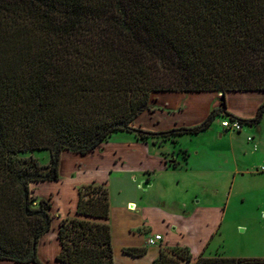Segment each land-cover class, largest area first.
I'll list each match as a JSON object with an SVG mask.
<instances>
[{"label": "trees", "instance_id": "trees-1", "mask_svg": "<svg viewBox=\"0 0 264 264\" xmlns=\"http://www.w3.org/2000/svg\"><path fill=\"white\" fill-rule=\"evenodd\" d=\"M264 93V0H0V260L46 264L37 242L50 230L51 204L32 183L59 180L62 151L95 150L152 112L156 92ZM255 116L242 124H258ZM220 114L193 126L198 134ZM49 151V162L20 154ZM37 201V206L33 202ZM105 183L81 184L73 216L58 221V264H114ZM123 252L139 257L144 246ZM187 247L150 264H185ZM192 264H264V257L200 253Z\"/></svg>", "mask_w": 264, "mask_h": 264}, {"label": "rangeland", "instance_id": "rangeland-1", "mask_svg": "<svg viewBox=\"0 0 264 264\" xmlns=\"http://www.w3.org/2000/svg\"><path fill=\"white\" fill-rule=\"evenodd\" d=\"M168 93L162 92L163 95L159 97V100L157 94L152 93L151 109L155 111H144L131 123V127L135 130L151 132L148 140L152 141L154 145H161L164 141L173 139V136L168 134L169 130L182 126H193L205 118L204 115L177 110L178 106H187L188 99L183 96L179 100L181 105L172 100L175 98ZM253 93L252 91L234 92L229 97L228 109L247 118L255 116L258 106L264 102V93ZM221 100V96L220 98L218 96V99L214 101V103L218 102L217 107L220 108V114L208 129L194 135L175 136L177 145L174 143L173 147L171 143L156 147L151 143L138 140L139 133L137 131H118L107 142L87 153V156L70 151L61 153L63 161L59 169V181L64 183L63 200H59L60 208L69 199H73L74 193L77 198V189L81 184L87 180L99 181L100 179L95 178L99 172H102V177H100L102 180L99 182L107 181L105 185L110 194L109 223L112 233L114 264H150L149 258L156 251L153 247L157 246H148L144 242L142 246L148 251L139 257H132L123 252L124 248L135 246L144 240L146 233L157 231L145 223L141 226V221L144 219L157 221L156 210L158 209L168 213L173 212L184 218L180 220L181 223L189 221L188 224L192 225L195 215L193 201L201 199L203 202L228 205L226 216L227 220L231 222V226L224 230L220 241L215 243L216 246L220 245L218 250L223 255L244 257L241 256L244 251L253 249L251 252L258 253L260 247L264 246V113L258 124H249V129L247 128L248 124H244L243 128L245 129L242 128L243 130L240 132H230L232 134L230 135L229 131L219 129L221 120L228 117L225 114L228 112L226 107L219 103ZM248 136H252L254 139L248 140ZM137 142L142 143L144 148L141 145H136ZM254 144L255 146H253ZM179 147L186 149L191 155L190 158L195 160V164L202 168L198 170V166L190 167L188 165L187 169L180 170L156 163L148 168L149 174L141 170L140 161L144 160L142 150L147 151L146 149H148L147 154L151 156L155 154L163 158L165 155L164 158L169 164L177 165L182 154ZM220 153L225 154L229 161L227 162L229 167L214 171L215 166L208 163L207 157L210 155L216 157ZM20 155L25 157L32 155L42 164L49 162L48 150H37ZM118 156L120 157L118 158ZM204 160L207 161L206 165H202ZM220 161L222 162L221 159H219ZM232 168L231 172L225 171V169L231 170ZM199 177L206 178L200 181ZM77 182L81 183L78 187ZM136 183L138 188L135 186ZM144 183L147 185L142 186ZM31 188L32 194L37 196L38 186L32 184ZM124 194V202H121L120 198ZM57 195L58 193L53 190L46 195L48 198H45L51 204L50 212L53 215L49 234L47 236L45 234L48 242L51 241L52 226L56 227L57 225L54 220L56 209L52 208V205L53 207L56 205ZM213 199L219 200L214 201ZM127 200H133L137 204L128 203L126 208L130 211H125L122 208ZM33 204L38 205L37 201ZM205 215L207 218L204 219L203 226L196 224L194 229L185 234L183 238L191 253L199 249L200 239L212 223L213 217L210 212H206ZM237 224L240 226L236 227ZM131 226L135 227L130 228L129 232L128 228ZM152 233L163 234L164 232ZM40 238H44V234ZM170 239L174 240L175 237ZM175 241H180V239ZM213 242L214 239L211 244ZM164 243L162 242L160 251L165 250L172 253L182 247L178 245L168 247ZM48 260L49 262H45L46 264H52L54 261L53 258ZM192 263L191 260L185 264Z\"/></svg>", "mask_w": 264, "mask_h": 264}, {"label": "crops", "instance_id": "crops-1", "mask_svg": "<svg viewBox=\"0 0 264 264\" xmlns=\"http://www.w3.org/2000/svg\"><path fill=\"white\" fill-rule=\"evenodd\" d=\"M239 93L241 91H238ZM237 92V93H238ZM253 92H257V91H252ZM186 93V94H185ZM233 91H228L225 93V102H226V110L229 113L234 114L237 117L240 118H247L238 114H235L233 112H231L228 109V102H229V97L231 95H233ZM261 93V92H260ZM157 94V98L159 100V97L162 96V92H156ZM170 96H173L175 99H172L174 101H176V103L179 102V100L183 97L186 96V99H188V104L185 107L182 106H178L177 110H185V112L187 113H195V114H199V115H204L205 117L208 115V113L210 112V110L214 107H217L218 102L214 103L215 99H218V96L222 99V95L220 92L217 91H202V92H169L168 93ZM255 95V93H253ZM220 103V102H219ZM179 104H181L179 102ZM182 105V104H181ZM177 107V106H175ZM155 111V110H153ZM252 118V117H249ZM250 125H245V127H247L248 129ZM220 130L224 131V129L221 127L220 125ZM245 129V128H243ZM242 129V130H243ZM241 130V131H242ZM227 132V131H226ZM230 135H232L230 132H228ZM240 134V133H239ZM238 134V135H239ZM180 136V135H178ZM177 137V136H176ZM176 137H174L173 139H170L168 141H164L163 144L161 145H154L152 141L147 140L145 142L151 143L152 146H156V147H161L164 146L166 143H171L172 147L174 145V143L177 145V140ZM222 137V134H221ZM254 139V138H253ZM140 140V139H139ZM144 141V140H142ZM252 142V141H250ZM255 142V141H254ZM138 144L136 145H141L142 147V143L137 142ZM255 146V144L253 145ZM144 148V147H142ZM146 148V147H145ZM182 151V154L180 155L179 158V162L177 163V165H173V163H168V161L165 160V155L163 156V158H161L160 155H155L152 154L148 155L147 151L148 149H146L147 151H143V156L142 158L144 159L143 161H140V166H141V170L143 172H148V174L150 173V170L148 168H151L153 165H155L156 163L159 164H164L166 167L168 166L169 168H175V169H187L188 165L190 167H192V165H196L195 164V160L190 158V154L187 152L186 149H183L181 147H179ZM65 151V150H64ZM62 151V152H64ZM94 151V150H93ZM92 152V151H91ZM165 153L164 151H160ZM89 153V152H88ZM185 153V154H184ZM243 153H245V151H243ZM91 154V153H90ZM197 154V153H196ZM86 155V154H85ZM82 155V156H85ZM88 155V154H87ZM86 155V156H87ZM120 156H118L119 158ZM208 158V163L212 164L214 167V171L217 170H221L223 167H229V165L227 164L228 159L226 158L224 153H220L219 155H217L216 157L210 155L207 157ZM219 159L222 160V162H219ZM60 166H62V161H63V157L61 154L60 157ZM123 163V162H122ZM207 161H203L202 165H206ZM198 166V170H200L202 167L199 165ZM184 167V168H183ZM60 169V168H59ZM233 168L231 170H227L225 169V171H232ZM100 177H102V172H99L98 174H96L95 178L96 179H100L102 180ZM206 177H199L198 180L202 181L204 180ZM99 180V181H100ZM91 181H95L98 183H106L107 181H102L99 182L98 180H90V181H86L85 183L91 182ZM63 183L62 181H43V182H38V183H32L34 185L38 186V193H37V197L39 198H48V196H46L48 193H50L51 191H55L58 193V195L56 196V205L52 208L56 209V216L54 218L55 222L58 221L65 217V216H73L74 212H75V207H76V202H77V198L75 197V193L74 196L72 197L73 199H69L68 202L62 206V208H60V201L59 200H63L62 199V192H63ZM78 183V182H77ZM83 183V184H85ZM31 184V185H32ZM81 183L77 184V187L80 185ZM140 184V183H139ZM72 185V182H71ZM147 185V183H146ZM136 188H138V184H135ZM72 189L74 190V187H72ZM109 190V189H108ZM121 202H124L125 199V194L123 197L120 198ZM206 200V199H205ZM204 200V201H205ZM215 200H219V199H213ZM130 202H134L133 200H127L124 203V206L122 207L123 210L125 211H130L126 208V205ZM195 203L194 207H193V211L195 212L194 218H193V223L192 225L188 224V222L184 221L183 223L180 222V220H183L184 218L174 214L173 212H165V211H160L157 208L156 213L158 214V220L153 222L151 220L148 219H144L141 221V226H143V224L145 223V225H147L148 227H153L155 230L157 231H152V232H158V231H162L164 232L162 234L163 236V242H165L164 244L167 245L168 247H173L175 245L178 246H185L188 248L187 243L185 241H183V238L185 237V234H188L191 230L194 229V226L196 224L202 225L204 223V219L207 218V216L205 215L206 212H210V214L212 215V223L208 226L207 228V232L204 234V236L202 237V239H200V247L198 250H196L194 253H191L190 250V254L192 257V261H194V259L200 254L203 253V255L205 256H214L216 254H221L223 255L221 252H219V244L218 246L215 245L216 241H220V236L223 235L224 230L228 229L231 226V222L227 220V211H228V205H221V203H208V202H203L202 199L201 200H197L196 202L193 201ZM136 204V203H135ZM137 205V204H136ZM138 212V210H135ZM142 219V218H141ZM140 226V225H139ZM138 226V227H139ZM240 225H236V227H239ZM57 227V225H56ZM54 227V225L52 226V233L50 236V242L47 241V239L45 238V234L47 236V234H49V231L47 233L44 234V238H40L37 242V255L38 257L43 261L48 263L49 262V258H53V263L52 264H58L54 257L55 255L59 252L60 250V244L59 241L57 239V228ZM132 227L135 226H131L128 228V230ZM130 232V230H129ZM146 233L145 239L147 237L148 234L152 233ZM175 237L174 240L170 239L171 237ZM145 239L140 241L137 245L135 246H142L144 245ZM177 239H180V241H175ZM214 239L213 244H211L212 240ZM264 245V243H263ZM154 249H156V251L154 252V254L149 258L148 262H152V260L159 254L160 252V247H153ZM253 249L248 250V251H244L243 253H241V256L244 257H261L262 255H264V246L260 247V251L258 253H256L255 251L251 252ZM148 251V250H147ZM165 251V250H164ZM147 253V252H146ZM257 255H261V256H257ZM0 264H18V263H14L12 261H8V260H0Z\"/></svg>", "mask_w": 264, "mask_h": 264}, {"label": "built area", "instance_id": "built-area-1", "mask_svg": "<svg viewBox=\"0 0 264 264\" xmlns=\"http://www.w3.org/2000/svg\"><path fill=\"white\" fill-rule=\"evenodd\" d=\"M220 125L225 131L240 132L242 130L244 124H242L237 119L225 117L223 120H221ZM252 138H253L252 136L247 137L248 140H252ZM162 242H163V236L160 233L148 234L146 239H145V243L148 246L152 245V246L161 247Z\"/></svg>", "mask_w": 264, "mask_h": 264}, {"label": "water", "instance_id": "water-1", "mask_svg": "<svg viewBox=\"0 0 264 264\" xmlns=\"http://www.w3.org/2000/svg\"><path fill=\"white\" fill-rule=\"evenodd\" d=\"M146 184L144 183V184H142V186H145Z\"/></svg>", "mask_w": 264, "mask_h": 264}]
</instances>
